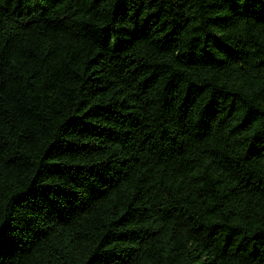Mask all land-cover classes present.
I'll return each instance as SVG.
<instances>
[{"label":"trees","instance_id":"obj_1","mask_svg":"<svg viewBox=\"0 0 264 264\" xmlns=\"http://www.w3.org/2000/svg\"><path fill=\"white\" fill-rule=\"evenodd\" d=\"M0 264H264V0H0Z\"/></svg>","mask_w":264,"mask_h":264}]
</instances>
